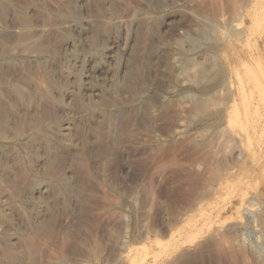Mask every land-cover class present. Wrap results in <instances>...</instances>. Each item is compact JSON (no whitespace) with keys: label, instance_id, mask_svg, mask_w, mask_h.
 I'll return each instance as SVG.
<instances>
[{"label":"rangeland","instance_id":"rangeland-1","mask_svg":"<svg viewBox=\"0 0 264 264\" xmlns=\"http://www.w3.org/2000/svg\"><path fill=\"white\" fill-rule=\"evenodd\" d=\"M56 1L37 0L36 8H31H38L41 13H34V9H29L34 16V30L48 28L53 20L52 24L63 25L61 28L73 34L64 42L56 58L45 57L41 60L47 61V65L50 64L57 71V80L52 82L47 78L43 83L53 87V92L63 102L57 107L58 124L46 127L45 131L48 138L59 144L64 153L79 150L82 137L87 136L86 138L91 139L90 148L101 146L105 154L101 157L93 154V157L84 161L86 164L83 161L80 163L82 167L78 165L85 189L80 194L69 196L67 200L59 194L45 195L51 189H60L55 181H43L41 189L45 192L43 199L46 200L43 203L32 201V196L29 200L26 195H22L20 201L12 203L7 193L1 194L0 212L3 216L0 217V241L4 239L17 244L13 245L16 251L25 254L26 250L22 245L27 223L29 219L35 220L40 213V217L48 214L45 217L53 218L49 220L53 224L51 227L55 237L53 235L44 239L47 241L46 246L50 243L47 247L53 249L52 245L55 247L57 244L54 242H62L59 236L64 230L77 228L84 244L88 242L85 245L92 248L89 247V253L93 252L94 258L90 259V264L264 263V252L258 259L240 244L244 239L248 248L261 230L256 223L251 222L250 215L244 210L248 205L247 198L249 202L253 199V209L259 210L264 217V129H255L253 122L255 118L264 117V0H222L224 4L220 0V12H216L218 6H215L213 0H61L63 4H71L69 6L75 11L74 18L63 21L51 15V12L59 8L55 6L59 3ZM95 3L99 6L102 4L103 9L106 7L102 19L94 11ZM244 3H248V6ZM242 6L246 7L247 13L239 12ZM61 9L58 10L65 12ZM195 12L200 13L199 15L222 17V20L227 21H233L236 14H241L242 23L235 22L232 25L236 30L245 32L246 37L238 36L239 41L225 40L221 50L213 58L207 55L200 44L194 45L195 48H201L199 50H194L193 47L191 49L190 43L186 44V53L182 52L176 42L183 35L195 36L199 23L195 19ZM236 16L235 20H239V15ZM231 18L233 19L230 20ZM8 23H5L8 28L5 24H0V33L3 28L12 30V22ZM222 35L223 31L220 32V36ZM229 41L233 42V50L228 46ZM184 58L207 63L206 65L210 61L213 64L215 62L217 69L228 76L231 83L222 84L221 88H214L211 83H202L200 86L191 84L181 70ZM33 60L34 57L21 54H0V71L9 61H13L15 73L21 76L23 74L20 72L25 74L24 64ZM188 70H191L190 74L193 73L192 69ZM39 75L42 76L41 72L35 71V80L36 77L43 79ZM2 83L4 82L0 83V90L5 87L7 89V85ZM136 87L140 89V93L137 98L132 99ZM205 91L213 99L220 101L224 110L236 103L235 107L240 115L235 124L222 122V130L214 123V119L204 120L194 112L189 95L199 97ZM101 97L110 103L114 100V106L95 108ZM214 108L211 110L214 111ZM227 112L224 111L225 116ZM122 115L128 116L130 122L126 125L128 127L125 128V134L119 133L123 123ZM95 126L100 127L96 133H100L101 143L95 140ZM237 133L241 139L236 144L235 141H230V137ZM38 138L36 152L39 157L34 161L38 160L36 163L41 165L46 158L43 144L45 139L43 136ZM204 140L211 145L207 143L200 148L198 144H203ZM227 140L228 145L224 144ZM20 143L10 150L17 153L20 151L27 167L25 152H29L28 147L23 148ZM2 147L3 144L0 143L1 160L5 157ZM90 148L87 147L85 153L91 151ZM82 149L81 147L80 150ZM13 155H9L10 159L7 158L8 164H0V174H11L9 172L17 168L13 162L16 156ZM69 173L70 170L65 168L59 176H65L71 184ZM197 196L205 197L202 207L207 214L201 217L202 210L197 209L183 213L189 206L187 203ZM209 208H212L211 211ZM173 216L178 217L172 218ZM228 226L233 229L229 231ZM42 241H37L36 244L40 247L36 246L39 248H36L38 251L35 250L40 257L44 256L39 259V263L47 264L51 259L54 264H62L58 256L52 255ZM78 249L85 253L88 251L83 244ZM22 257L18 258L16 264L25 261Z\"/></svg>","mask_w":264,"mask_h":264},{"label":"bare ground","instance_id":"bare-ground-1","mask_svg":"<svg viewBox=\"0 0 264 264\" xmlns=\"http://www.w3.org/2000/svg\"><path fill=\"white\" fill-rule=\"evenodd\" d=\"M65 1H63V2L66 3ZM213 1L215 2V6H218V8L219 7H222L221 4H220V0H213ZM249 1H251V0H249ZM56 2H59V3L56 4L55 6L56 7L58 6L59 7L58 9H61V8L64 9L65 12H62L63 11L62 9H61L62 11H59L57 9V11L55 10V11L51 12L52 17H54L56 19H60L61 21L66 20V19L74 18L75 11H74V9L71 6H69L71 4H69V5H67V3L66 4H63V3H61V0H57ZM197 2H199V1H197ZM221 2H222V0H221ZM196 4H198V3H196ZM37 5H38L37 0H0V24L3 23V25H4L5 23H8V21H9V22H12V25H13V26L11 25L12 30H8L6 28H3V32L0 33V54H2V55L3 54H8L9 55L11 53L12 54L15 53V54L25 55L27 57H34V60L32 62H30V63L27 62V64H24L25 74H24V72H20L19 71L20 73L23 74L21 76H18L17 75L18 73L17 74L15 73V70H14L15 67H13V65H12V63L14 64L13 61H9L4 67L1 66V67H3V69H1V71H0V79H1V82H4L2 84L7 85V87H8L7 89L5 87V88H3V89L0 90L1 91L0 92V143L3 144V147L1 149L3 150V156H5V157L2 156L4 158L3 160L0 159L1 160L0 161V164H3V165L8 164V161L10 159L9 158V155L11 157L13 154L16 153L15 155H13V157L16 156L15 159L13 158L14 159L13 162L17 166V168H14V171L13 172H9L11 174H8V173H6V175L0 174V195L3 194L4 192L7 193L8 194V198H9V200L12 203H16V202L20 201V198L22 197V195H26V197L29 198V200H31V196H32V199H33L32 201H35L36 200L39 203L45 202L46 200L43 199L44 198L43 197V193H45V192H43L42 189H41V185L44 184L43 181H49V182L50 181H55L59 185V187H60L59 190L51 189L50 192L47 193V194H45V195L53 196V194H59V195H62L63 197H65L66 200H67V198L69 196H75L76 194H80V192L85 189V185H84L85 182L83 183L81 181L82 178L80 177L81 175L79 174L80 167L78 168V165L81 166L80 163L82 161H83V163L86 164V162H84V161H87L89 159V157L91 158L94 155L101 157V156H103L105 154L104 151L102 150L101 146L100 147L98 146L97 148L91 149L90 148V146H91V141L90 140L91 139L86 138L87 136H84L81 139L82 140L81 141L82 143L80 145L83 148L82 150H80V148H81L80 147L79 150H74V151H71L70 150V151H67L65 153H64L63 150H61V148H59V144L52 142L50 137H49L50 139L48 138V133L45 131V129H46V127H48V128L49 127H52V126L55 127L54 125L58 124V122H59V116H58V113H57L58 112L57 111L58 110L57 107L60 106L61 104H63V102H62L61 97L58 94L56 95L53 92L54 91V90H52L53 87H51L49 85H46L48 83H43V81H45V79H47V78H49L50 80H52V82H53V80H57L55 78L57 71L55 72L51 68L52 66L50 67V64L48 66L47 63H46L47 61L46 62H42L41 60L43 58H45V57H48L50 59L56 58L59 55L62 46L65 44L64 42L66 40L68 41V39L70 37H72L70 35H73V34H70V32L67 31L66 29L61 28L63 25L62 26H58L59 24H56V23H53L52 24V21L53 20L50 21L51 22V25L50 26L48 25L49 26L48 28H43L42 30H34L33 29V23H34L33 22V18H34V16L31 15L29 9L31 7L36 8ZM100 5L102 6V4H100ZM244 5H245V3H244ZM101 6H99V4H96L95 9L94 8L93 9H94V11H96V14L98 15V17H100L102 19L104 17V15H105L104 14L105 13L104 12L105 11L104 9L106 7L103 9V7L101 8ZM213 6H212V8H213ZM227 6H229V5H227ZM245 6H248V3ZM243 7L244 6H242L241 7V10L239 11L241 14H243L244 12L247 13V11H248L246 9V7L245 8H243ZM34 8H31L30 10H32ZM216 8H214V10ZM218 8H217L216 12H218V11L220 12V10H222L221 8H219V9ZM224 8H225V6H224ZM36 11L38 13L40 12V11H38V8H37V10L34 11V13ZM184 12L187 13V11H184ZM197 14H196V12L194 13L195 19H197L196 21H199L198 26H196L197 27V32H194V33H196L195 36H193L192 34L191 35L190 34L189 35L187 34V36H184L181 33L183 35V37L180 35L182 38L177 39L178 42H176L177 43L176 45L180 49V51H182V52H185L186 51V49H185V47H187L186 44H189L190 43V45H192L191 46V49H192V47H193V49L195 48L194 45L200 44L199 46H201L205 50V52L207 53V55L212 56V58H213L214 57L213 55H216L218 53V51L221 50V47H222V45H223V43H224L225 40L232 39L233 41H239V39L237 38L238 36L239 37L240 36L241 37L242 36L243 37H246V33L245 32H243L242 30L241 31L240 30L239 31L236 30V27L234 25H232V23H235V22H241L242 23L243 20L240 21L241 14H238L239 15V20H235V16L237 15L236 14L234 16V20L233 21H229V20L227 21L226 19H225L226 20L225 21V20H222V17H220L221 18L220 19L219 17L210 16V15H207V14H204V15H199L200 13L198 15ZM44 17L46 19V15ZM44 17H43V19H44ZM35 19H38V18H35ZM49 19L51 20V18H49ZM232 19L233 18H231L230 20H232ZM236 19H238V18H236ZM38 21H40V20H38ZM41 21H42V19H41ZM54 21L56 22V20H54ZM99 22H100V20H99ZM8 24H10V23H8ZM101 24L103 25L104 22L101 23ZM101 24H100V26H101ZM7 25H6V27L8 28ZM96 27H97V24H96ZM105 28H107V27L105 26ZM105 28H103V29H105ZM173 29H174V27H173ZM221 31H223V35L222 36H220V32ZM102 32H104V31H102ZM95 33H96V31H95ZM100 38H102V37H100ZM104 41H105V38H104ZM101 42H103V41L101 40ZM228 46L232 50L234 49L233 42H230L229 41ZM195 49L197 50L198 48H195ZM199 49H201V48H199ZM191 51H193V50H191ZM184 59L185 60L182 61L183 62V68L181 70L184 73V76L187 77V80L191 84H193L195 86H200L202 83H211V84H214V88H218V87L221 88L222 87L221 86L222 84L231 83L229 81L230 78H228V76H226L225 74H223L222 72H220V70L217 69L218 66H217V64L215 62L213 64L210 61V64L206 65L207 63H204L203 64V62H197V61H194L192 59H188V58H184ZM165 61H166V59H165ZM48 62H49V60H48ZM205 62H207V61L205 60ZM178 66H180V64ZM189 68L193 70V73L192 74L189 73V72H191V70L190 71L188 70ZM35 69H37V70H35ZM181 70H179V71H181ZM35 71L41 72L42 76H40V75L39 76L43 78L42 80L40 78H38V77H36L37 80H35V76H34ZM12 72H14V73H12ZM183 73H181V74H183ZM0 88H2V87L0 86ZM139 93H140V89L139 88L135 89L134 90V94H133L134 96L132 95V97H133L132 99L137 98V96H139ZM154 98H156V97H154ZM188 98H191L192 104L191 103L190 104L193 105L194 112L198 116L200 115V116H202L204 118V120H208V121L214 119L215 120L214 123L217 124L218 127H221L222 122H225V123L232 122V123L235 124V121H237L239 119L240 111L235 107L236 106L235 105L236 103L234 105H232V106H229V107L225 108V110H224L222 108L221 102L218 101V100L213 99V96L209 95L206 91H205V93H203L199 97H195V95L190 94ZM219 98H221V97H219ZM108 99H110V98L108 97ZM132 101L133 100H131L130 103H132ZM134 101H137V99L134 100ZM156 101H158V100H156ZM95 102H96V100H95ZM98 102H99V104L97 106H95V108H98V109H100L101 107H105V106H114V103H112V102L110 103V101H107L104 98L100 99V101H98ZM155 103L152 104V105H155ZM224 104H225V102H224ZM80 105H82V104H80ZM115 105H116V103H115ZM146 106H147V104H146ZM148 106H150V105H148ZM212 107H215L216 109L214 108V111H213V110H211ZM108 108H110V107H108ZM145 109H144V112H145ZM223 110L224 111H228L227 112L228 114L231 111L232 112L230 113L229 116H228V114H227V116H225ZM121 112H123V111H121ZM225 114H226V112H225ZM122 116H123V119H122L123 123H121L122 124V127H121L119 133L120 134H122V133L125 134L124 133V132H126L125 131V128L128 127V126L126 127V125H128V123H130V122H128V120H129L128 116H124V115H122ZM196 116H194V117H196ZM120 117H121V114H120ZM194 117H192V119ZM96 122H98V121H96ZM101 122H103V121H101ZM253 122H254V125H255V127H254L255 129H258V128L264 129V117L263 116H260L258 118H255L253 120ZM242 126L243 125H241V127ZM100 127H97L96 128V126H95L96 129H93V130H96L94 134L96 136V139L95 140L97 142H100L101 139H102L99 136L100 133H96V132H99L98 130L100 129ZM222 128L223 127H221V129ZM221 129L219 128V130H221ZM222 130H224V128ZM58 131L62 132L63 130L62 131L61 130H58ZM89 132H90V130H89ZM239 133H240V131H239ZM239 133H237V135L236 134L235 135H232L230 137V141H233V143H234V141H235V143L238 142V141H240L241 138L239 136ZM49 134H53V133H49ZM81 135H83L82 131H81ZM39 136H43V138L45 139V142L43 144H44V152H45L46 158L44 159V161H43V163L41 165H39V163H36L38 160H36V162L34 161V159L36 157H39L38 153L36 152V149H37V146H38V142H39V140H38L39 139L38 138ZM66 136H67V134H66ZM224 136H226V134H224ZM93 137L94 136L92 135V138ZM244 137H247L248 138V135L244 134ZM123 138H125V137H123ZM118 139H119V141L121 140L120 139V135H119V138ZM118 139H117V141H118ZM65 140H67V139L65 138ZM21 141L23 142L22 144L20 143ZM40 141L43 142L42 140H40ZM93 141H94V139H93ZM93 141H92V143H93ZM227 142H228V140L224 144L228 145L229 143L227 144ZM9 143L12 144V145H4V144H9ZM17 143H20L23 148H24V146L25 147H28L27 149H28L29 152H27V150L25 152V154H27V158H28V163L26 161V163L28 164L27 167L24 165V158H23L21 152L19 151L17 153V152H13L12 150H10V149H14L15 146L17 145ZM207 143H210V142L204 140V143L203 144L202 143H199L198 146L200 147L201 145L203 146L204 144L207 145ZM230 143L232 145V142H230ZM210 145H211V143H210ZM105 146L107 148V144ZM198 146H195V147L197 148ZM87 147L90 148L89 150H91V151H88L87 153H85L84 150L85 149L87 150ZM199 147H198V149H199ZM200 148H203V147H200ZM104 150H105V148H104ZM223 150H221V151H223ZM12 152H13V154H11ZM224 152H225V150H224ZM0 154H2V153H0ZM218 155L219 154L217 153V157H218ZM69 157H71L70 158L71 159L70 161H69ZM7 158H9V159L6 162ZM99 159H101V158H99ZM35 163H36V165H35ZM15 164H13V165H15ZM218 164L219 163H217V165ZM1 167H2V165H1ZM224 167L222 169H225ZM3 168H5V167L3 166ZM65 168H67V169L70 170V173L69 174H70V178L72 179V182H73V183L71 182V184L69 183L70 180H67L66 178H64L65 176L64 177L63 176H59V173L61 171H63ZM218 171H219V169H218ZM210 188H211V186H210ZM55 189H56V187H55ZM139 194H140V192H139ZM54 196H56V195H54ZM241 196H244V195H241ZM247 196L248 195H246V197ZM8 198H6V199H8ZM46 198H47V196H46ZM249 199H251V198L249 197ZM83 200H84V198H83ZM204 200H205V197L204 196H197V197L191 199L190 200V203H187V205L189 204V206L183 210L184 211L183 213L187 214V213L191 212L192 210L197 209L199 211L202 210L200 216L203 217L204 215L207 214L206 212L203 211L204 209L202 207ZM242 200H241V204H242ZM252 200H250V202H249L248 201V198H247V201L246 202L248 203V205H247V207L244 210L247 212L246 214L250 215L251 220H252L251 222L252 223H256L261 228V230L259 231V235L256 237L255 241L251 242V244L249 245L248 248H246V245L247 244H246V241H244V239H242V240L240 239L241 240L240 244L243 245L242 248L244 250L245 249H248L251 254L257 256V258L260 259L262 257L263 252H264V234H263L264 233V217H262V215H261V213H260L259 210L253 209V206L255 204H254V202H252ZM187 205H185V206H187ZM121 206H122V204H121ZM244 206H245V204H244ZM18 209H20V208H18ZM211 209H210V211H211ZM225 209H226V207H225ZM180 211H181V209H179V212ZM37 213H39V212H37ZM174 213H176V212H174ZM39 214H37V217H36L35 220L31 221L29 219V221L27 223L28 224V227L26 228L27 230L24 232L25 233V235H24L25 238H23V245H22V247L26 250V253L25 254L23 252H21V251L18 252L19 250L16 251V249H15L16 247L15 248L13 247V245H15V244H12L9 241L4 240V239H3V241H0V244L2 245V248H0V264H16L18 262V258L20 259L21 256H23L24 257V260H25V261L22 262L23 264H40L39 263L40 262L39 259H41V257H44V256L41 255V257H40L39 252H36V251H38V250H36V248H37L36 246H39L36 243H37V241H38V243L41 242L42 240L44 241V239L53 236L55 233L53 234L54 229H52V227H51V225H53V224H51V222L49 220L51 218L50 217L49 218L48 217H45L48 214L45 215V216L43 215L42 217H40L41 215H39ZM181 214H182V212H181ZM1 216H3L2 212H0V217ZM49 216H51V214ZM178 216L180 217L179 214H178ZM178 216H173L172 218H176ZM7 218H9V217H7ZM9 219H11V218H9ZM177 219H178L177 220V224H178L179 218H177ZM127 220H128V218H127ZM187 220H189V219H187ZM0 221H2V220L0 219ZM173 223H174V220H173ZM175 223H176V221H175ZM79 224H81V223H79ZM228 229H229V226H228ZM230 229L232 230L233 228H230ZM230 229H229V231H230ZM170 232L172 233V231H170ZM80 234H79V231H78L77 228L75 230L74 229H70V228H69V230H67V229L64 230L61 233V236H59V237H61L62 242L61 243L54 242L55 244L56 243L57 244H56V246L54 245L55 247H53V245H52V248L53 249L48 248L49 247L48 245L50 243L47 245L48 247L46 246L45 243L47 241H44V242L42 241V242L44 243L43 245H45V247H47L49 249V252L52 253V255L53 254H56L58 256L60 263L63 262L64 264H90V259L94 256V254H93V252L91 254L89 253L90 252L89 249L91 247L89 246L90 247L89 248L88 245L87 246L85 245L88 242H85V244H84V242H83L84 240L82 241ZM173 234H175V232ZM173 234H170V235L172 236ZM210 234L212 235L213 233H210ZM22 235H23V233H22ZM219 235H221V234H219ZM219 235H218V237H219ZM185 236H186V234H185ZM54 237H55V235H54ZM82 237L84 238V236H82ZM74 244H76L78 246H76ZM82 244H83V246H85V248H88V251H86V253L85 252H82L81 250L78 249L79 246L82 245ZM226 244H227V242H226ZM15 246H17V244ZM230 246H232V245H230ZM212 248H213V246H212ZM96 249L97 248H95V250ZM242 252H244V251L242 250ZM40 253H41V250H40ZM207 253H209V252H207ZM240 253H241V251H240ZM45 255L47 256V254H45ZM47 257L50 258V256H47ZM243 257H245V256H243ZM44 260H46V259L44 258ZM53 260H55V259H53ZM243 260H244V258H243ZM245 260H247V259H245ZM255 260H257V259H255ZM21 261H22V259H21ZM56 262H57V260H56ZM243 262H245V261H243ZM58 263H56V264H58ZM47 264H54V262H52V260L49 259ZM261 264H264V263H261Z\"/></svg>","mask_w":264,"mask_h":264}]
</instances>
